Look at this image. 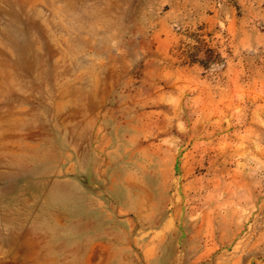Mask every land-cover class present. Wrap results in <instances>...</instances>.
I'll return each instance as SVG.
<instances>
[{
  "label": "rangeland",
  "instance_id": "rangeland-1",
  "mask_svg": "<svg viewBox=\"0 0 264 264\" xmlns=\"http://www.w3.org/2000/svg\"><path fill=\"white\" fill-rule=\"evenodd\" d=\"M0 264H264V0H0Z\"/></svg>",
  "mask_w": 264,
  "mask_h": 264
}]
</instances>
